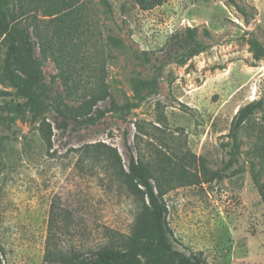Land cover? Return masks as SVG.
Listing matches in <instances>:
<instances>
[{"label":"rangeland","instance_id":"obj_1","mask_svg":"<svg viewBox=\"0 0 264 264\" xmlns=\"http://www.w3.org/2000/svg\"><path fill=\"white\" fill-rule=\"evenodd\" d=\"M244 16L227 0H165L163 6L142 11L135 0H86L91 19L87 62L92 92L98 81L110 97L97 108L136 102V84L158 80V91L140 107L125 114L109 113L95 125L82 127L70 138L54 127V112L45 119L53 124V147L38 129L40 123L0 115V262L1 264H55L46 262L52 207L73 212L75 227L66 243L96 247L106 240L107 229L129 234L136 203L117 179L105 158L82 162L81 149L105 143L117 148L128 170L130 152H139L155 165L159 155L173 151L192 154L198 161L192 173L201 184L176 185L164 197L168 223L177 248L201 256L206 264H264V121L257 112L241 131L238 164L226 166L230 132L238 111L264 100V56L253 39L264 46V0H236ZM41 60L46 89L65 94L55 63L43 60L40 46L47 22L40 12L23 16ZM196 28L204 53L187 64L157 68L172 36ZM150 52L152 63L137 59ZM5 44L0 37V105L15 98L1 75ZM87 75V74H86ZM85 75V76H86ZM85 90L79 89L83 94ZM91 95H88L90 98ZM80 108L82 101L70 102ZM137 122L148 135L136 138ZM194 158V159H195ZM213 177V178H212Z\"/></svg>","mask_w":264,"mask_h":264},{"label":"trees","instance_id":"obj_2","mask_svg":"<svg viewBox=\"0 0 264 264\" xmlns=\"http://www.w3.org/2000/svg\"><path fill=\"white\" fill-rule=\"evenodd\" d=\"M244 16L248 13L236 0H227ZM142 11H152L163 6L165 0H135ZM40 12L47 22V28L40 46L43 60L50 58L58 69L65 87V94H56L46 89L41 60L31 37L30 28L22 21L23 16ZM91 19L87 12L86 0H0V37L5 44L1 75L3 80L14 90V101L0 105V115L8 113L15 119H26L40 123L39 130L50 149L53 147V124L44 115L54 112V127L60 136L70 138L78 129L95 125L109 113L125 114L138 108L152 94L158 91V80L136 84V102L122 106L111 99L110 107L95 108L100 102L110 97L107 84L98 81L97 92H92L93 85L87 62V48L91 31ZM253 45L261 56L264 46L258 39ZM206 47L198 39L196 28L187 27L184 31L172 36L163 52L162 62L157 68L171 64H187L193 58L204 53ZM150 52L144 57L137 56L142 63H152ZM87 74V75H86ZM86 75V76H85ZM85 90L79 94L78 90ZM1 95H11L0 92ZM88 95H91L88 98ZM70 102L82 101L80 108L71 107ZM260 112L264 121V100H256L241 108L235 115L231 126V148L228 163L213 176L222 177L241 156L239 136L251 122L253 116ZM137 140L144 139L148 131L137 122ZM130 161L128 170L123 165L122 157L117 150L105 143L86 145L81 149L82 162L86 159L105 158L115 168L117 179L126 186L128 193L136 203V214L131 232L123 234L107 229L104 243L94 248L84 243H66L62 236L70 234L74 224V215L68 209L54 205L51 211L49 232L46 246V262L55 264H206L199 255H189L176 247L173 233L168 223L169 208L164 200L168 192L176 185H197L207 179L211 173L204 170V178L192 173L188 168L197 166L198 161L192 154L173 151L171 154L159 155L156 164L146 160L139 152L138 156L128 145ZM195 158V159H194ZM213 178V177H212ZM1 264V262H0Z\"/></svg>","mask_w":264,"mask_h":264}]
</instances>
